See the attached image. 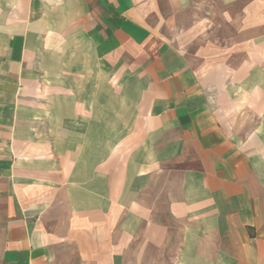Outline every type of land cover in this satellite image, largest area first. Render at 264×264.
Returning <instances> with one entry per match:
<instances>
[{
	"label": "crops",
	"instance_id": "obj_1",
	"mask_svg": "<svg viewBox=\"0 0 264 264\" xmlns=\"http://www.w3.org/2000/svg\"><path fill=\"white\" fill-rule=\"evenodd\" d=\"M0 264H264V0H0Z\"/></svg>",
	"mask_w": 264,
	"mask_h": 264
}]
</instances>
